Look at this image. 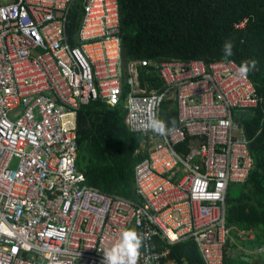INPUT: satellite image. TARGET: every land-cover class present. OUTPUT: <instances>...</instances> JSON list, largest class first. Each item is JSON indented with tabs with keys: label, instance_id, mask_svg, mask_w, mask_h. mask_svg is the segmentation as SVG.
I'll list each match as a JSON object with an SVG mask.
<instances>
[{
	"label": "built area",
	"instance_id": "built-area-1",
	"mask_svg": "<svg viewBox=\"0 0 264 264\" xmlns=\"http://www.w3.org/2000/svg\"><path fill=\"white\" fill-rule=\"evenodd\" d=\"M73 2L0 0V264H103L126 229L144 237L138 264H173L170 244L190 238L205 264H226V196L253 167L241 118L263 101L255 84L234 60L173 59L148 90L150 62L123 57L119 0H83L72 42ZM97 98L123 102L143 136L139 200L89 185L77 166V113ZM168 99L177 123L143 131Z\"/></svg>",
	"mask_w": 264,
	"mask_h": 264
},
{
	"label": "trees",
	"instance_id": "trees-1",
	"mask_svg": "<svg viewBox=\"0 0 264 264\" xmlns=\"http://www.w3.org/2000/svg\"><path fill=\"white\" fill-rule=\"evenodd\" d=\"M82 1L74 0L67 14L66 29L72 42L81 24ZM119 11L123 57L150 62L139 66L140 83L148 90L164 87L158 65L165 60L200 59L209 64L224 59L239 65L249 59L257 61L248 75L263 101L241 118L253 167L248 179L240 183V192L232 195L231 185L226 196L230 237L224 258L226 264H247L243 258L254 264L247 257L259 260L255 253L233 257L236 246L230 241L240 240L239 232L252 231L254 237L244 247L257 251L264 245V0H119ZM229 40L234 54L226 57L223 45ZM162 111L167 126L177 123L174 99L166 100ZM125 115L123 102L110 105L101 98L78 110L77 166L89 185L139 200L135 166L146 153L138 150L142 134L128 128ZM169 255L173 264H205L192 238L170 244Z\"/></svg>",
	"mask_w": 264,
	"mask_h": 264
},
{
	"label": "clouds",
	"instance_id": "clouds-1",
	"mask_svg": "<svg viewBox=\"0 0 264 264\" xmlns=\"http://www.w3.org/2000/svg\"><path fill=\"white\" fill-rule=\"evenodd\" d=\"M232 41H225L223 45V54L226 57H231L233 53ZM257 61L254 59L245 60L238 68V75L241 78H247L250 71L255 70ZM143 131L151 130L159 135H165L168 132V126L165 121L159 119L153 111ZM144 237L134 229H126L121 236L119 243L114 245L110 250L103 255V264H138L140 248Z\"/></svg>",
	"mask_w": 264,
	"mask_h": 264
},
{
	"label": "crops",
	"instance_id": "crops-1",
	"mask_svg": "<svg viewBox=\"0 0 264 264\" xmlns=\"http://www.w3.org/2000/svg\"><path fill=\"white\" fill-rule=\"evenodd\" d=\"M239 235H240V240L231 239L230 242L234 241L237 251H241V254H243V257H245L244 253H255V255L258 257L259 260L255 261V259H252L249 257H247V260H249V262H253L254 264H260L261 261L264 259V251L256 252L255 249L244 247V242H246L247 239H252L254 237V233L252 231L239 232ZM237 256H239V253L234 252L233 257H237Z\"/></svg>",
	"mask_w": 264,
	"mask_h": 264
},
{
	"label": "rangeland",
	"instance_id": "rangeland-1",
	"mask_svg": "<svg viewBox=\"0 0 264 264\" xmlns=\"http://www.w3.org/2000/svg\"><path fill=\"white\" fill-rule=\"evenodd\" d=\"M121 75H122V72H121ZM240 188H241L240 184L233 185V186L231 187V190H230L231 194H232V195H237V194L240 192ZM234 250H235L236 253H239V256L242 255V254H241V251H237V249H234ZM242 258H243V257H242ZM244 259H245V258H243V261H244L245 263L248 264V262L245 261ZM239 261L242 262V259H238V262H239Z\"/></svg>",
	"mask_w": 264,
	"mask_h": 264
},
{
	"label": "water",
	"instance_id": "water-1",
	"mask_svg": "<svg viewBox=\"0 0 264 264\" xmlns=\"http://www.w3.org/2000/svg\"><path fill=\"white\" fill-rule=\"evenodd\" d=\"M247 112H244V114L246 115ZM260 264H264V259L261 261Z\"/></svg>",
	"mask_w": 264,
	"mask_h": 264
}]
</instances>
